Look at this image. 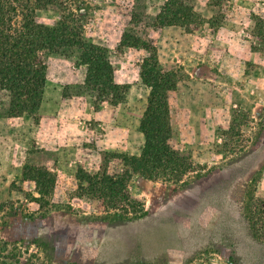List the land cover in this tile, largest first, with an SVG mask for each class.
<instances>
[{
    "label": "rangeland",
    "instance_id": "obj_1",
    "mask_svg": "<svg viewBox=\"0 0 264 264\" xmlns=\"http://www.w3.org/2000/svg\"><path fill=\"white\" fill-rule=\"evenodd\" d=\"M163 1L36 9L46 25L74 14L82 38L104 48L114 90L86 86L77 51L49 49L41 94L11 116L0 61L1 264H264V39L253 28L264 0H183L199 16L185 27L154 25ZM123 35L153 46L174 79L158 104L185 164L179 180L147 179L123 162L142 146L148 92L139 78L148 52ZM103 173L126 179L114 207Z\"/></svg>",
    "mask_w": 264,
    "mask_h": 264
},
{
    "label": "trees",
    "instance_id": "obj_2",
    "mask_svg": "<svg viewBox=\"0 0 264 264\" xmlns=\"http://www.w3.org/2000/svg\"><path fill=\"white\" fill-rule=\"evenodd\" d=\"M40 6L41 0H0V61L5 63L3 83L8 94L7 113L11 116L26 111L41 94L46 74L42 53L49 49L77 51L84 65L83 82L87 87L105 92L117 88L104 48L82 38L74 14L61 11L55 22L46 25L36 19ZM198 20L199 16L183 0H164L154 15V25L159 26L185 27ZM253 28L264 39V18H256ZM121 42L148 52L139 65L140 81L148 88L137 126L142 146L137 155L122 156L123 162L147 179L161 176L166 181L179 180L186 171L185 164L169 149L170 128L160 120L158 104L160 92L172 89L174 79L160 68L153 46L135 35H123ZM125 180L122 175H101L99 183L108 207L126 200L122 193ZM129 204L134 207L133 202ZM5 257L0 253V264Z\"/></svg>",
    "mask_w": 264,
    "mask_h": 264
}]
</instances>
